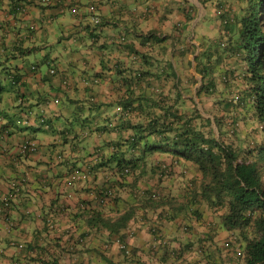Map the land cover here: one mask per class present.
<instances>
[{
  "label": "crops",
  "instance_id": "0c3cea01",
  "mask_svg": "<svg viewBox=\"0 0 264 264\" xmlns=\"http://www.w3.org/2000/svg\"><path fill=\"white\" fill-rule=\"evenodd\" d=\"M246 1L0 0V207L13 181L24 185L13 199V223L0 219V264L121 260L118 239L102 222L124 206L118 213L108 201L97 225L89 222L96 217V193L116 187L117 177L101 162L105 144L117 137L112 119L122 111L124 84L135 78L138 85L127 87L144 98L175 95L176 82L183 97H191L189 91L202 85L196 58L217 72L231 63L233 55L219 46L236 39L239 26L233 20L242 16ZM223 16L233 22L223 24ZM149 33L165 41L142 46L139 35ZM128 44L137 50L135 57ZM171 67L174 74L161 77ZM42 118L49 128L40 124ZM25 139L36 144L34 153H19ZM182 181L175 175L165 185L180 193ZM119 188L124 197L132 190L126 184ZM84 206L88 210L81 214ZM152 215L141 213L121 233L143 261L151 259L156 241L151 227H159L149 221ZM177 226L160 227L173 248L179 245L175 238L185 241Z\"/></svg>",
  "mask_w": 264,
  "mask_h": 264
},
{
  "label": "trees",
  "instance_id": "16d2710c",
  "mask_svg": "<svg viewBox=\"0 0 264 264\" xmlns=\"http://www.w3.org/2000/svg\"><path fill=\"white\" fill-rule=\"evenodd\" d=\"M245 3L242 16L233 20L239 26L236 39L224 47L235 59L233 69H220L216 77L215 65L196 58V71L202 76L196 96L205 111L212 112L213 119L204 117L196 103L185 99L176 82L175 95L156 92L144 98L127 87L138 85L135 78L124 84L127 89L120 102L122 111L111 124L117 137L105 144L107 154L101 162L117 177L116 187L96 193V217L92 215L89 222L90 226L97 225L108 201L118 213L124 206V212L102 222L124 245L121 260H108L107 264H189L195 254L206 264H264V0ZM233 21L223 19L225 24ZM97 25H102L101 18ZM139 36L144 47L165 41L155 33ZM127 48L135 57L137 50L129 44ZM154 64L145 63L149 67ZM239 70L241 75L236 74ZM170 71L161 77L174 74L172 67ZM12 81L18 83V77L13 76ZM137 101L141 102L135 106ZM175 175L183 179V188L174 194L165 182L174 180ZM16 180L20 190L23 181ZM125 184L132 190L124 197L119 187ZM18 193L10 184L1 198L0 209L5 198L10 202L8 212L0 211L5 222H12L10 212ZM203 207L214 217L205 223L204 231L200 227L206 218ZM87 210L84 206L81 214ZM141 213H153L149 221L159 226L151 227L156 241L150 245L148 261L126 246L125 233L121 234ZM164 222L178 224L185 241L175 238L179 245L170 247L160 228ZM218 232L225 234L224 255L216 253L220 250ZM2 252L8 253L7 248Z\"/></svg>",
  "mask_w": 264,
  "mask_h": 264
},
{
  "label": "rangeland",
  "instance_id": "374dc122",
  "mask_svg": "<svg viewBox=\"0 0 264 264\" xmlns=\"http://www.w3.org/2000/svg\"><path fill=\"white\" fill-rule=\"evenodd\" d=\"M225 42L228 44V41H225ZM219 47L221 49H224V48L221 47V45ZM207 58L208 57H204V60L206 62H207ZM229 60L231 61V63L230 62H225L224 63L225 69H226V67H229L230 69H233L232 67H234V61H235V59L234 58L233 59L230 58ZM214 75L217 77L216 69L215 68H214ZM189 92H190L191 97H188L186 99H188V101H190V102L193 101L194 103H196L198 105V109L201 111V113L203 114L204 117H206V118H212L213 119L212 112L211 111H205V109L203 108V106H202V104L200 102V99L196 96L197 93L196 92H193V91H189ZM207 107L210 108L209 105H207ZM241 124H243V123L241 122ZM213 128H214L215 132L218 134L217 127H216L215 124H213ZM192 174H193V171H191L189 173L188 177L191 178ZM202 210L204 211V213L206 215V218L204 220V223H202V225H200V227H202L203 228V231H204L205 229H207V226H205V223H207L208 221H212L214 219V217H213V213L210 210H207L206 207H203ZM203 240H204V238H203ZM205 240H207V239H205ZM225 240H226L225 234L222 233V232H218L217 245L219 246L220 250L219 251H216V253H220L222 255L225 254L224 248H223V243L225 242ZM206 245H208L209 247H211L210 242L209 243L207 242ZM190 261H191V263H189V264H195L196 262L198 264H206L203 260H201V257L198 254L193 255L190 258Z\"/></svg>",
  "mask_w": 264,
  "mask_h": 264
},
{
  "label": "built area",
  "instance_id": "2783aa9c",
  "mask_svg": "<svg viewBox=\"0 0 264 264\" xmlns=\"http://www.w3.org/2000/svg\"><path fill=\"white\" fill-rule=\"evenodd\" d=\"M90 10H91V11H94V8H91ZM91 17H92L91 20H92L95 24L100 23V18H99L98 15H94V14H92ZM221 46H222V47H226V43H225V42H222V43H221ZM51 73H54V70H52ZM40 122H41L42 125H44V126L47 127V125L45 124L46 122H45L44 119H41ZM36 150H37V146H36V144H35L32 140H30V139H25V140L23 141L21 147H20V152H21V154H23V155L28 154V153H34ZM12 187H13L14 190H16V191L18 190V187H17V184H16V183H14V184L12 185ZM12 195H13V194H10V198H13ZM3 202H4V204H3L4 206H2V208H1L0 211H2V212L4 211V212L6 213V212H8L9 209H10L9 198H5ZM6 210H8V211H6ZM117 243L120 245V249L124 248V245H122L121 242H120L119 240L117 241ZM12 245H14V244H12ZM20 246H22V245H20Z\"/></svg>",
  "mask_w": 264,
  "mask_h": 264
},
{
  "label": "clouds",
  "instance_id": "9594fccd",
  "mask_svg": "<svg viewBox=\"0 0 264 264\" xmlns=\"http://www.w3.org/2000/svg\"><path fill=\"white\" fill-rule=\"evenodd\" d=\"M221 9V8H220ZM220 11H223V9H221ZM223 24H225L224 22H223ZM222 43V42H221ZM221 43H220V45H221ZM226 43V42H225ZM226 46H227V43H226ZM222 47V46H221ZM222 48H224V47H222ZM43 119V118H42ZM41 120V119H40ZM45 120V119H44ZM45 124L47 125V127L46 126H44V125H42L41 124V122H40V124L44 127V128H49V126H48V124H47V121L45 120ZM21 147V146H20ZM19 153L21 154V152H20V149H19ZM28 154H32V153H28ZM21 155H23V154H21ZM25 155H27V154H25ZM14 183H16V184H18V181L17 180H15V181H13V183H11V188L13 189V187H12V185L14 184ZM19 191V189L16 191V192H18Z\"/></svg>",
  "mask_w": 264,
  "mask_h": 264
}]
</instances>
